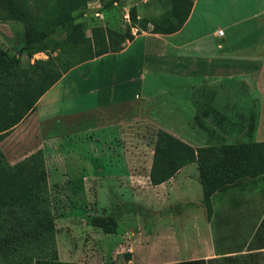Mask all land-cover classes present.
<instances>
[{
    "label": "crops",
    "instance_id": "crops-1",
    "mask_svg": "<svg viewBox=\"0 0 264 264\" xmlns=\"http://www.w3.org/2000/svg\"><path fill=\"white\" fill-rule=\"evenodd\" d=\"M141 32L118 50L93 58L110 57L115 77L111 88L116 87L120 97L113 104L115 114L108 105L99 106L100 100L77 111L68 107L74 111L66 117L75 119L73 129L122 130L126 123L123 130H134L128 125L140 119L148 130L151 125L181 130V126L192 127L186 120L226 118L238 122L229 130H208L209 142L264 141V130H252L247 122L264 117V0H192L178 30ZM139 38L145 39L142 44ZM136 52L139 65L133 72L130 66ZM73 100L65 95L68 106ZM53 103L50 98L48 104ZM175 135L192 148L210 145ZM194 168L198 180L196 163L190 162L151 186L161 190L167 185L178 191L182 182L195 175ZM210 199L206 222H198L197 212H205L199 203V209L183 207L164 213L154 233L136 234L124 246L128 251L124 260L114 254L117 242L111 249L104 244L92 256L65 249L58 252L57 260L68 264H166L196 259L204 264H264V173L237 178L214 191ZM137 245L150 255L135 257L129 251Z\"/></svg>",
    "mask_w": 264,
    "mask_h": 264
},
{
    "label": "rangeland",
    "instance_id": "rangeland-1",
    "mask_svg": "<svg viewBox=\"0 0 264 264\" xmlns=\"http://www.w3.org/2000/svg\"><path fill=\"white\" fill-rule=\"evenodd\" d=\"M51 1L32 6V14L42 16L50 12ZM169 3L170 0H88L74 23L85 36H89L94 27L123 31L130 25L128 9L131 6L135 7L139 18L163 23L169 18ZM214 4L218 6V3ZM2 14L0 8V51L17 57V70L23 81L34 80L41 70L52 65L58 69L65 67L64 32L48 30L44 38L49 45L59 42L63 43L62 47L47 45L45 50L25 49L27 35L23 23L2 19ZM130 31L136 35L142 33V30L136 32L135 27H130ZM144 40L139 38L137 42L142 44ZM109 63L110 57H105L100 61L90 59L70 65L36 98L33 109L24 110L22 104L18 105L19 117L10 126L0 128V152L9 165L32 154L38 155L43 163L53 224L50 237L56 256L65 249L81 250L82 255L92 256L104 244L108 245L105 248L111 245V249L113 244L120 243L114 254L121 261L126 259L125 252H128L124 246L136 234L154 233L162 214L176 212L183 207L199 209L197 203L204 207L195 168V175L189 182H182L175 192L167 185L159 190L147 183L154 139L159 130L157 126L151 125L148 130L141 126L140 119H134L128 125H132L134 130H123L126 123L122 125V130H75V119L67 120L68 114L74 112L72 109L88 108L99 100V106L108 105V109L115 114L113 104L120 97L116 87L111 88L114 76ZM138 65L136 52L130 66L133 72ZM65 95L74 99L72 105L65 104ZM50 98L54 103L49 105ZM68 107L72 109L68 110ZM102 111L104 113L105 108ZM186 122L192 127L181 126V130L163 131L175 137L177 134L193 144H202L210 141L208 130H229L238 121L232 123L226 118H209ZM247 122L252 130H264V117ZM251 122L254 123L252 126ZM5 123L7 119L3 117ZM209 143L206 146L213 148H223L227 144L225 138ZM109 214L114 215L116 220L113 233H104L87 223L91 215ZM197 219L201 224L206 222L204 210L197 212ZM140 245L129 252L140 258L150 255Z\"/></svg>",
    "mask_w": 264,
    "mask_h": 264
},
{
    "label": "trees",
    "instance_id": "trees-1",
    "mask_svg": "<svg viewBox=\"0 0 264 264\" xmlns=\"http://www.w3.org/2000/svg\"><path fill=\"white\" fill-rule=\"evenodd\" d=\"M44 1L46 0H0V8L3 10L1 18L23 23L27 35L25 49L45 50L49 45L44 40L48 30L65 33L62 41H65V67H47L30 82L22 80L21 73L17 70V57L0 51V128L10 126L19 117L21 112H18V105L22 104L24 110L33 109L36 98L58 80L61 71H65L70 65L118 50L124 41L133 39L130 27H135L136 32L172 33L182 26L191 7V0H170L169 18L160 23L139 18L135 7L131 6L128 9L130 25L123 31L94 27L89 36H85L74 20L81 15L80 9L88 0H52L50 12L34 16L32 6ZM62 44L53 42L49 46L62 47ZM3 117L7 119L5 124ZM224 146L193 149L159 129L155 135L147 174L149 183L157 185L164 182L180 167L195 162L201 201L209 218L210 197L214 191L237 178L264 173V141L234 140ZM87 223L100 228L104 233H113L116 227L115 216L112 214L91 215ZM52 231L45 173L40 157L32 154L9 165L0 152V264H68L57 260L50 237ZM166 264L204 262L196 259Z\"/></svg>",
    "mask_w": 264,
    "mask_h": 264
},
{
    "label": "built area",
    "instance_id": "built-area-1",
    "mask_svg": "<svg viewBox=\"0 0 264 264\" xmlns=\"http://www.w3.org/2000/svg\"><path fill=\"white\" fill-rule=\"evenodd\" d=\"M217 34L221 35L222 34V30L221 29H218L217 30Z\"/></svg>",
    "mask_w": 264,
    "mask_h": 264
}]
</instances>
